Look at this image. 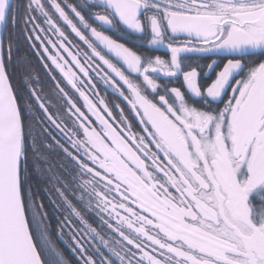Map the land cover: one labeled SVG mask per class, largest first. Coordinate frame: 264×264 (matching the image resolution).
Segmentation results:
<instances>
[{
    "label": "snow or ice",
    "instance_id": "6c2138e0",
    "mask_svg": "<svg viewBox=\"0 0 264 264\" xmlns=\"http://www.w3.org/2000/svg\"><path fill=\"white\" fill-rule=\"evenodd\" d=\"M121 24L150 47L167 42L170 59L106 34ZM65 25L91 50L83 63ZM38 31L57 34L51 49ZM21 37L52 91L67 98L66 81L91 113L67 99L79 121L67 147L31 61L13 64ZM182 53L212 54V76ZM74 67L88 85L104 72L139 133L81 90ZM54 213L71 258L52 240ZM0 264H264V0H0Z\"/></svg>",
    "mask_w": 264,
    "mask_h": 264
},
{
    "label": "flooded vegetation",
    "instance_id": "af4514ba",
    "mask_svg": "<svg viewBox=\"0 0 264 264\" xmlns=\"http://www.w3.org/2000/svg\"><path fill=\"white\" fill-rule=\"evenodd\" d=\"M70 3H74L77 5L84 4L85 2L88 3H94L98 4L99 0H69ZM173 2H176V0H173ZM67 10V9H66ZM102 9L100 8H95L93 11H101ZM83 14V13H82ZM71 15V13H70ZM87 18V17H86ZM62 23V22H61ZM99 22H96L94 26H98ZM43 27L47 28V25H43ZM107 27V26H106ZM65 30L66 34H68L69 39L72 41V44L69 45L71 50L73 51L74 54L78 53L79 58L81 62H84V53L88 52L90 54L91 50L88 49L87 45H85L82 41L79 40L78 37L75 36L74 33H71L70 29L67 28L65 25ZM103 30V29H101ZM44 40L45 45L48 46L51 49L50 45H47V40L51 39L53 41H57V34H55L52 31H48L47 33H42V32H37ZM106 34L112 36L113 39H116L120 43H124L127 47L132 48L133 50L139 51V52H146L147 54L151 55L153 58L155 56H159L163 60H169L170 59V50L167 48L165 42L164 45H159V46H148L146 41L141 38V35L139 33H134L130 29H127L126 26L124 25H119L116 28H110L107 30ZM86 35H90V33L86 32ZM184 37H181L183 39ZM20 50L17 54L19 56L22 52L23 49L27 51L28 56L32 57L34 59L35 65L34 68L36 69V72L33 73L34 78L36 77L37 73L39 75L40 80L44 81L45 87L44 91L47 93L48 97V104H49V112L53 116L54 119H56L57 123L61 124L62 128H65V130L68 132V135L66 136L63 132H61L59 129H57L54 125L48 124V127L50 131L55 135L58 139L61 140L62 143L65 144V146H69V136H72V132L77 131L76 125L79 124V121L76 119V116L73 115L72 112H69V107L70 105L67 103V99H72L73 102L76 103L77 107L81 108V111H84L86 115L91 116V113L87 112L86 107L84 106V100L82 97H80L79 93L75 90L72 89L70 85H66V81L61 84L62 87H65V91L68 93V97L65 98L63 97L62 94H57L56 92L52 91L53 87V82L49 81L46 76H45V71L40 68V61L37 58V56L34 54L33 49L29 48L23 38H20ZM37 45H39L40 41H35ZM42 51V49H41ZM106 53V50H105ZM15 54V55H16ZM61 54L64 55L66 59L69 61L71 60L70 57L67 56L66 53H63L61 50ZM183 57H186L187 62L194 67H197V71L201 73H207L208 77L212 76L211 70H209L205 65L207 63H210L211 60H209L207 57L212 55V54H207V53H182L181 54ZM106 58L111 59L113 63H116V59L114 57V54H106ZM212 59H217L219 60L218 56H212ZM96 61L102 65V62L96 58ZM226 62V61H224ZM50 63V62H49ZM119 67L120 65L117 64ZM102 67L106 69V66ZM74 71H77L78 77L81 80L85 81V87H82V91L88 95V97L94 102L97 103L98 107L103 108V105L99 104V101L103 99L105 103H107L109 109L112 111L113 116L117 118V120L120 119V109L124 110V116L127 118V122L131 123L133 125V132L139 133L140 131V126L139 125V117L135 116V113L131 110L130 105L119 95L117 92L116 88L113 87L111 83H105L101 77L104 75L103 71H99V74H97V71H90V77H91V85H94L95 87H92L91 85H88V78L83 77L82 74L79 73L78 69L73 68ZM189 70V69H185ZM110 71V70H109ZM58 79H62L60 77V74L57 72L56 73ZM114 75V74H113ZM154 77L157 76V74H152ZM117 80L119 79L118 77L116 78ZM183 77L182 75H179L178 77H164L163 74H159L158 78V83L164 82V81H171L169 84V87H176L180 86L182 83ZM79 82V81H78ZM122 83V82H120ZM40 84H37L36 87H39ZM126 87V86H125ZM231 93H229L230 95ZM114 105H119V108L114 107ZM222 107V105H221ZM74 112V110H73ZM107 118V117H105ZM92 120H95V117H91ZM96 127L99 126L98 122ZM118 129L122 128V125H116ZM80 133L82 135V130H80ZM142 134V133H141ZM75 139L76 137H72ZM154 149V146H151ZM150 163V161H149ZM171 190V189H170ZM174 191V190H173ZM121 214H124L121 210ZM94 223L98 221L101 223L99 217L94 215Z\"/></svg>",
    "mask_w": 264,
    "mask_h": 264
},
{
    "label": "trees",
    "instance_id": "16d2710c",
    "mask_svg": "<svg viewBox=\"0 0 264 264\" xmlns=\"http://www.w3.org/2000/svg\"><path fill=\"white\" fill-rule=\"evenodd\" d=\"M17 57L18 58H20V59H24V60H28V61H31V64L33 65V67H34V65H35V62H34V59L30 56H28V53H27V51H25V49H23V52L19 55V56H17V54L16 55H14V59H13V64L14 65H16L17 64ZM14 83H19V73L17 72V73H15V75H14ZM41 85H39V87H40ZM39 87H37V89H39ZM44 87H45V84H44ZM54 198V197H53ZM44 203L45 204H47L48 203V200H47V198H45V200H44ZM94 215L95 214H93L92 215V217H91V222L93 223V225L94 226H96V227H98V229L101 227V223L98 221V219L96 218V220L95 221H97L96 223H94ZM59 216V213H54V214H51V237H52V240H53V242L59 247V248H61V249H63L64 251H65V254L69 257V258H71V256H72V254L68 251V249L65 247V244H63V243H61L59 240H57V238H56V223H57V217ZM78 223V222H77ZM113 235H115L114 233H113ZM105 238H108V236H107V233H105ZM64 239H65V241H67V237H64Z\"/></svg>",
    "mask_w": 264,
    "mask_h": 264
}]
</instances>
